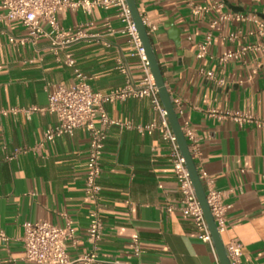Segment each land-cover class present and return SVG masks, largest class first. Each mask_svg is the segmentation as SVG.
Returning a JSON list of instances; mask_svg holds the SVG:
<instances>
[{
    "label": "crops",
    "instance_id": "1",
    "mask_svg": "<svg viewBox=\"0 0 264 264\" xmlns=\"http://www.w3.org/2000/svg\"><path fill=\"white\" fill-rule=\"evenodd\" d=\"M136 1L168 91L179 101L175 108L181 125L188 123L199 139L198 170L225 195L228 231L222 234L223 241L241 244V264H264V37L258 34L264 1ZM196 5L209 9L196 14ZM231 11L250 18L218 21ZM170 19L180 30L178 43L167 27ZM58 20L69 34L78 28L87 34L67 51L95 90L107 93L128 80L139 85L141 61L121 32L116 9L96 7L90 15L62 9ZM90 21L93 25L87 26ZM236 32L238 38L230 41L228 36ZM208 35V53L197 58L198 46ZM26 37L20 22L0 23V231L8 237L0 241V264H11L12 259L31 264L23 259L27 222L64 227L72 221L80 242L76 248L69 245V255L77 257L93 248L87 240L93 203L85 194L89 132L79 128L36 149L57 117L48 111L26 112L47 107L53 90L75 82L74 72L57 61L48 38L20 43ZM243 46L251 47L238 58L220 62L226 51ZM120 62L127 74L120 72ZM203 71H212L223 84ZM106 110L112 119L134 126L159 119L147 98L116 101ZM227 112L254 116L262 123L240 122L224 116ZM25 147L29 150H22ZM170 153L161 130L148 135L135 127L107 128L99 180L104 230L96 264L220 263L217 252L199 239L194 224L181 214L182 193ZM168 206L175 210L169 213Z\"/></svg>",
    "mask_w": 264,
    "mask_h": 264
},
{
    "label": "built area",
    "instance_id": "2",
    "mask_svg": "<svg viewBox=\"0 0 264 264\" xmlns=\"http://www.w3.org/2000/svg\"><path fill=\"white\" fill-rule=\"evenodd\" d=\"M193 2V0H189ZM264 1V0H255ZM0 23H11L18 21L27 31V37L20 39V43L28 41L35 42L41 37L48 38L50 50L58 62L64 64L74 72L75 82L70 86H60L49 94L47 107H32L27 109V113L48 111L57 117V124L46 130L43 140L35 147H42L44 143L54 140L62 135H72L79 128H86L89 132V149L85 174V194L93 203L90 212V222L87 228V240L92 245V249L83 255L71 257L68 247L76 248L80 242L77 229L72 221L64 227L57 226L50 222H27L24 224L25 234L23 237L24 255L23 259L31 264H96L98 260V248L103 238V220L101 216V186L99 180L102 176V158L106 142V130L112 125L120 127H135L141 134L152 135L155 131L161 130L163 139L171 147V161L175 171L176 179L182 193L180 211L185 219H189L198 231L200 240L211 245L214 252L215 246L208 222L205 218L202 206L197 197L193 182L186 166L185 158L181 153L178 140L169 122L168 113L161 101L159 90L153 78L149 62L137 28L135 26L130 8L126 0H0ZM217 7L222 8L223 3H217ZM116 9L123 24L121 32L127 35L133 52L140 58L143 78L139 85H134L130 80L126 84L107 93L95 90L90 84V78L78 66L74 54L67 49L78 39L86 37L83 28H78L74 33L69 34L61 26L58 14L62 9H80L86 14H92L94 8ZM194 13L198 14L206 11L209 7L196 5L193 7ZM250 18L247 15L228 12L222 14L218 21L233 19L239 22ZM254 19V17H253ZM145 21V20H144ZM217 22L213 23V26ZM146 24V23H145ZM93 25L90 21L87 26ZM108 31L113 33L111 24L107 23ZM150 33V32H149ZM238 32L228 36L230 41L238 38ZM258 34L264 37V21L259 23ZM11 42H16L15 38H10ZM211 44V35L199 44L197 58H202L208 53ZM251 46H243L238 51L228 50L221 57L220 62H225L231 58H238L244 54ZM119 70L123 74L128 71L122 62ZM207 78L213 80L218 85L223 84L222 79H217L212 71L202 72ZM149 99L154 110L158 113L159 119L147 124L132 125L120 120L112 119L106 110V105L116 101H126L128 99ZM174 105H178V100H173ZM224 116L232 117L240 122H254L258 125L262 121L254 116L240 112H227ZM99 121V125L97 124ZM182 131L188 141L189 149L194 159L199 155V139L195 131L185 123ZM22 150L28 151V148ZM201 180L207 193V201L212 216L217 225L219 233L222 235L228 231L227 211L228 206L224 202L225 195L215 187L214 180L204 171L199 172ZM169 213L175 210L174 206H168ZM8 237L0 231V241L6 242ZM137 252L139 248V238H133ZM231 264H241L242 246L235 240L230 239L225 244ZM11 264H19L16 259H12ZM220 264V263H218Z\"/></svg>",
    "mask_w": 264,
    "mask_h": 264
},
{
    "label": "water",
    "instance_id": "3",
    "mask_svg": "<svg viewBox=\"0 0 264 264\" xmlns=\"http://www.w3.org/2000/svg\"><path fill=\"white\" fill-rule=\"evenodd\" d=\"M126 2L130 8L135 26L141 38L143 48L145 50V54H146L147 60L150 65L153 78L159 90L161 101L168 113L169 122L178 140V144H179L181 153L185 158L186 166L189 171L191 180L193 182L197 197L200 201L205 218L208 222L211 235L213 238L215 250L217 252V256L220 261V264H231L222 235L219 233L217 229V225L215 223L210 207L208 205L206 188L204 186L203 181L201 180L196 161L190 152L188 141L182 131V125L178 117V113L176 111L175 105L173 103L172 96L170 92L168 91V88H167V85L164 79L163 71L160 66L159 60L156 56L153 42H152V37L149 33L148 27L146 26L144 18L142 14L140 13V10L137 5V1L136 0H126ZM167 27L169 28L170 32L174 33L173 38L178 43L180 41V38H179L180 34L177 35V33L180 30L174 25L173 19L169 20Z\"/></svg>",
    "mask_w": 264,
    "mask_h": 264
}]
</instances>
